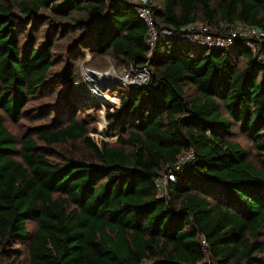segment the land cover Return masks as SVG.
<instances>
[{
  "label": "trees",
  "instance_id": "1",
  "mask_svg": "<svg viewBox=\"0 0 264 264\" xmlns=\"http://www.w3.org/2000/svg\"><path fill=\"white\" fill-rule=\"evenodd\" d=\"M150 6L159 27L201 20L216 31L237 23L264 31V0ZM42 11L80 31V51L149 71L145 85L112 94L120 100L107 113L113 144L94 143L75 118L36 129L50 143L82 139L92 159L50 160L30 137L18 151L5 126L48 85L51 44H19L23 23ZM146 32L127 0L0 1V264H264V62L240 39L220 50L159 38L150 50ZM258 48L264 56V38ZM63 99L75 113L71 83ZM233 124L253 142L260 166L230 138ZM189 151L192 159L176 167ZM168 173L161 194L157 181Z\"/></svg>",
  "mask_w": 264,
  "mask_h": 264
},
{
  "label": "rangeland",
  "instance_id": "2",
  "mask_svg": "<svg viewBox=\"0 0 264 264\" xmlns=\"http://www.w3.org/2000/svg\"><path fill=\"white\" fill-rule=\"evenodd\" d=\"M152 1L159 5L162 2V0ZM15 14L18 13L15 11ZM40 16L41 18H38L37 22L34 21L35 19H28L23 23L19 30V44L26 46L30 43L36 47L44 43L51 44L53 64L48 77V85L37 96L29 99L17 122L5 118V126L15 137V149L18 151L22 138L30 137L36 142L39 151L50 160L61 161L65 157L92 159L90 151L82 139L50 143L39 138L36 129L55 131L67 124L71 118H75L87 126L88 135L94 143L99 144L103 140L113 144L117 135L114 127H111L112 122L107 118V113L114 112L117 107L105 102L104 97L116 103L117 98L112 95L114 92H117L119 96H125L127 88H129L124 87L126 82L122 81L123 76L126 75L125 71H130L131 68L136 71L139 68L120 64L113 60L109 54L100 55L88 50L80 51V48L75 45L80 31L74 30L72 27L70 29L68 25L57 26L55 24L57 20L47 11H42ZM67 23L74 22L68 19ZM185 46L192 51H203L204 53L209 51L202 50L195 45L185 44ZM89 71H96L97 74L109 71L113 72L114 76L105 78L108 76L104 74L98 79L94 78ZM108 75H112V73ZM68 83L72 85V97L77 106L75 113L72 114L65 107L63 99ZM140 86L143 84L137 87ZM119 106L120 100L118 99ZM223 113L227 116L224 110ZM231 130L230 138L240 144L252 163L260 166L258 150L249 137L241 132L236 124L232 125ZM15 157L19 159L18 152ZM168 180L167 175L161 177L163 188ZM162 193L164 194V191ZM27 230L32 236L36 230V222L28 221ZM18 248L22 253L20 259L25 260V247L18 246Z\"/></svg>",
  "mask_w": 264,
  "mask_h": 264
},
{
  "label": "built area",
  "instance_id": "3",
  "mask_svg": "<svg viewBox=\"0 0 264 264\" xmlns=\"http://www.w3.org/2000/svg\"><path fill=\"white\" fill-rule=\"evenodd\" d=\"M127 1L135 5L138 17L141 18L146 25L147 32L145 41L150 50H152L159 38L170 39L180 36L191 43L203 46L207 49L216 48L220 50L228 49L233 45V42L236 41V39H240L245 41L249 50L255 55L257 60L264 62V56L258 52L259 44L264 38V31L259 27L249 26L242 23H237L232 27H228L225 24L222 26V31H216L209 24L198 20L184 25L178 30H174L156 25L153 17V9L150 6V0ZM90 74L92 75V73ZM125 74L127 80L125 81L126 83L124 87H130L134 84L137 86L142 84L145 85L149 79V71L146 67L139 68V70L136 71L131 68L130 71H125ZM116 98L117 102L114 105L111 104V106L118 107V97ZM188 155L190 156L188 157ZM192 157V151L182 154L176 163V167H178L179 164L191 160ZM167 176L169 179H173L172 173H168ZM157 186L162 194L163 186L161 184V179L157 181Z\"/></svg>",
  "mask_w": 264,
  "mask_h": 264
},
{
  "label": "bare ground",
  "instance_id": "4",
  "mask_svg": "<svg viewBox=\"0 0 264 264\" xmlns=\"http://www.w3.org/2000/svg\"><path fill=\"white\" fill-rule=\"evenodd\" d=\"M109 71H110V70H109ZM109 71H107V72H105V73H103V74H100L101 72L97 74V73H95L96 71H89V73L94 72V75H95L94 78L97 77L98 79H100L104 74L108 76V77H105V78H111V77H113L114 75H113V72H109ZM110 73H112V75H108V74H110ZM126 80H127V78H126L125 75H124L122 81L125 82ZM104 99H105V102H107L108 104H112V105L115 104V102L113 103V101L109 100L108 98H105V97H104ZM116 102H117V100H116Z\"/></svg>",
  "mask_w": 264,
  "mask_h": 264
},
{
  "label": "water",
  "instance_id": "5",
  "mask_svg": "<svg viewBox=\"0 0 264 264\" xmlns=\"http://www.w3.org/2000/svg\"><path fill=\"white\" fill-rule=\"evenodd\" d=\"M91 73H92V75L95 77L94 72H91ZM132 87H137V85L134 84V85H132Z\"/></svg>",
  "mask_w": 264,
  "mask_h": 264
}]
</instances>
